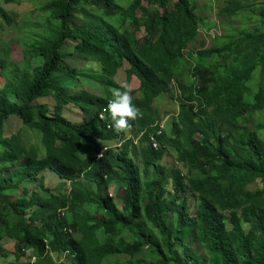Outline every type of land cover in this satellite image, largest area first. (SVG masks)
Wrapping results in <instances>:
<instances>
[{
  "label": "trees",
  "instance_id": "16d2710c",
  "mask_svg": "<svg viewBox=\"0 0 264 264\" xmlns=\"http://www.w3.org/2000/svg\"><path fill=\"white\" fill-rule=\"evenodd\" d=\"M46 1L43 12L59 26L53 38L57 45L28 46L25 66L11 75L10 58L0 56V84L6 81L0 85V133L14 116L43 133L45 150L41 156L20 132L4 139L0 170H16L9 169L0 181V252L2 242L12 239L16 252L27 257L12 264H65L55 262L63 255L67 264H106L109 257L133 260L143 251L156 257L152 264H200L188 243L195 238L208 264H264V141L259 136L264 124L251 125L252 115L264 109V31L239 32L223 44L188 53L201 24L196 0H134L127 9L116 0ZM227 1L218 13L221 20L250 7L243 0ZM84 6L96 7L119 24L71 28L69 22ZM262 6L259 15L264 20ZM0 16L11 23L2 8ZM128 20L130 28L123 29ZM75 55L99 65L104 97L65 90L61 76L79 78V70L66 62ZM36 60L42 65L33 67ZM122 70V85L127 84L142 112V118L130 121L135 142L115 131L109 113L104 121L98 118L112 99L110 90L119 87L115 80ZM257 70L261 84L247 101L248 83ZM9 75L16 78L9 80ZM134 79L137 89L130 88ZM170 86L180 96L167 136L162 129L157 133L152 105L159 95L169 93ZM48 97L56 101L54 113L47 105H37ZM70 105L80 109L79 123L63 116L62 110ZM150 134L159 143L157 149L148 140ZM88 137L120 144L107 147L99 158L97 148L95 157L82 159L81 143ZM167 145L181 153L178 160L183 166L204 171L185 181L180 168L159 162ZM150 168L152 177L146 176ZM46 170L71 182L70 189L56 192L44 187L31 193L23 188L18 199L7 201L3 192L13 193L20 184L37 181ZM166 176L170 191L164 185ZM81 177L95 190L75 185ZM15 179V185L9 184ZM258 180L261 189L248 188ZM112 181L122 188L120 208L107 193ZM187 190L197 196L195 217L188 209ZM84 206L90 212L81 211ZM166 211L175 214L172 226L165 224ZM124 231L131 234V241L124 238Z\"/></svg>",
  "mask_w": 264,
  "mask_h": 264
},
{
  "label": "rangeland",
  "instance_id": "374dc122",
  "mask_svg": "<svg viewBox=\"0 0 264 264\" xmlns=\"http://www.w3.org/2000/svg\"><path fill=\"white\" fill-rule=\"evenodd\" d=\"M7 0H0V8L4 9L11 23H8L0 16V56L3 58H10V75L13 71L18 73L25 66V52L30 49V45H47V44H56L55 33L58 30V24L49 19L48 15L43 12L44 7L46 6V0H12L11 3H7ZM134 0H116V3L121 7L127 9ZM246 5L250 7L247 10L239 12L234 18H222L218 17L219 11L223 9L228 3L227 0H196V15L201 19V24L199 28V37L198 39L189 45V48L186 50L188 53H195V51L208 48L213 45L223 44V41L231 39L234 35L239 32H249L259 29L260 32L264 31V20L259 15L260 10L263 8L264 1L261 0H243ZM140 16V14H137ZM104 22L119 24V21H111L106 17L101 10H98L96 7L84 6L78 12H76L69 22L70 27L74 26H98L105 28ZM124 28H130V20H128L124 25ZM133 29V28H132ZM143 30L141 29L138 32L139 35H142ZM219 37L217 40L216 38ZM224 37V38H223ZM71 43L69 44L67 53H71ZM66 62L71 64L73 67H76L79 70L78 81L76 79L65 78L61 76L59 79L65 85V90L71 92H87L93 95H98L104 97L106 91L102 87L104 85V79L98 74V67L96 63L92 61H87L85 59L79 58L76 55L68 57ZM33 67L42 65L41 60H36L32 62ZM14 68V69H13ZM8 76L7 79L13 80L16 76ZM261 75L257 70L253 78L249 81L248 86L250 87V94L245 96L247 101L252 100V94L257 90V87L261 84ZM125 81V72L122 70L120 76L115 80V84L119 87ZM6 81L1 82V86H5ZM102 85V86H101ZM107 86H109L107 84ZM138 81L134 79L130 83L131 89H137ZM169 93L159 95L153 101V109L156 113L157 124L160 129H162L166 135L171 134V122L175 118V115L178 111V103L176 97H179V92L174 89L173 86H170ZM67 91V92H69ZM136 95L138 93H135ZM47 105L51 113H54L56 108V101L53 97L43 98L37 101V105ZM36 105V104H35ZM139 107V103L136 104ZM63 116L71 120L73 123H78L82 118L80 109L74 106H67L62 110ZM253 122L251 125L255 128L258 124H264V109L257 111L252 115ZM22 133L24 135L25 141L29 146H36L41 156L44 155L45 150L43 148V133L35 128L33 125H24L16 117H10L6 122L3 131L0 133V153L3 151V142L5 137H8L14 133ZM133 137L131 131L127 132ZM130 136V137H131ZM200 134H196V137H199ZM259 136L264 141V130L259 132ZM135 138V136H134ZM90 142L88 138H84L81 143V148L79 155L80 157L86 158L88 150H91L89 146ZM91 144V143H90ZM92 145V144H91ZM88 149V150H87ZM181 153L177 150L176 147L166 146L165 153L160 159V163L164 164L167 167L177 166L182 172V176L187 180L188 176H197L204 171V168L200 169H188L183 166L182 163L178 160V156ZM134 160H139V153H135ZM11 172L14 168L9 167ZM9 169L0 170V181H3L9 175ZM19 173V169L17 170ZM165 175V173H163ZM153 168L147 170L146 176L152 177ZM42 179L40 181H26L20 184V188L14 191L13 193L3 192V195L7 201H14L21 196L23 188H30L31 191H39L44 187H47L56 192L68 191L70 187L67 184L68 182L61 180L58 176L51 170H46L41 174ZM21 179H19L20 181ZM18 182L15 179L12 182H9L11 185H15ZM43 183V184H42ZM6 185V184H5ZM45 185V186H44ZM164 185L167 188V191L171 190V180L166 176L164 180ZM71 186V185H70ZM87 187H93L94 185L85 184ZM261 182L258 180L248 186L251 190L261 189ZM121 187L117 185L116 182L112 181L108 185L107 193L112 196L120 208V196H121ZM188 209L192 217H195L197 210V196L190 190L186 191ZM88 206L81 208L83 212H90ZM10 211V210H8ZM10 219L15 221V217L11 212ZM164 221L166 225L172 226L175 222V214L166 211L163 213ZM144 228L143 220L138 221ZM228 227H231L228 224ZM73 234V233H72ZM123 236L126 240L131 241V234L128 231H124ZM188 243L194 248L197 254L200 256V264H208L206 261V253L204 248L198 243L195 238L188 240ZM14 240L7 239L2 242V252H0V264H12L18 261L25 260L27 257H21V254L16 252L14 248ZM63 255L61 261H56V256H53L55 262L69 263V259ZM156 261V257L147 252H142L138 254L133 260H129L125 256H112L106 259V264H152ZM34 262V259L31 258V263Z\"/></svg>",
  "mask_w": 264,
  "mask_h": 264
},
{
  "label": "clouds",
  "instance_id": "9594fccd",
  "mask_svg": "<svg viewBox=\"0 0 264 264\" xmlns=\"http://www.w3.org/2000/svg\"><path fill=\"white\" fill-rule=\"evenodd\" d=\"M99 67V65H96ZM112 99L108 102L105 111L109 113L113 121L116 132H126L131 130L130 121L142 118L141 110L134 105L131 91L127 84L118 88H112Z\"/></svg>",
  "mask_w": 264,
  "mask_h": 264
},
{
  "label": "crops",
  "instance_id": "0c3cea01",
  "mask_svg": "<svg viewBox=\"0 0 264 264\" xmlns=\"http://www.w3.org/2000/svg\"><path fill=\"white\" fill-rule=\"evenodd\" d=\"M81 119V118H80ZM79 121H81V120H79ZM79 123V122H78ZM132 133H134V127L132 126L131 127V130H130ZM127 132H129V131H126L125 132V137L126 138H129L131 135H127V134H129V133H127ZM134 134H133V139H134V142L136 141V138H134ZM88 141L92 144H88L89 146H91V150L89 151L88 149V153H87V157L86 158H83V159H91V158H93V157H95L96 156V149L97 148H99L100 149V152H99V154L97 155V157L99 158L100 156V154H102L103 153V151L107 148V147H118L119 146V141H115V140H113V141H105V140H98V139H95V138H93V137H88ZM80 156V155H79ZM80 158H82V157H80ZM44 173V172H43ZM42 177L43 176H39V179L37 180V181H40L41 179H42ZM36 182V181H35ZM43 184V183H42ZM69 186L68 187H70V185L72 184L71 182H68L67 183ZM85 184H90V185H94V184H92V183H90L89 181H87L86 179H84L83 177H81V178H79L76 182H75V185H77V186H79V187H81V188H83V189H89V190H95V185L93 186V187H87V186H85ZM45 186V185H44ZM27 189H29V191L31 192V193H33V192H35L36 190H33V191H31V189L30 188H27ZM52 191H54V190H52ZM65 192V191H64Z\"/></svg>",
  "mask_w": 264,
  "mask_h": 264
},
{
  "label": "built area",
  "instance_id": "2783aa9c",
  "mask_svg": "<svg viewBox=\"0 0 264 264\" xmlns=\"http://www.w3.org/2000/svg\"><path fill=\"white\" fill-rule=\"evenodd\" d=\"M191 79L193 80L194 77H192ZM106 113H107V112L105 111V109H102L101 112H100L99 115H98V118H99L100 120L104 121V120L106 119ZM109 127H110V126H109V124H108V125H107V128H109ZM159 129H160V128L157 129V133H160V130H159ZM148 140H149V142H150V144H151V146H152L153 148H155V149L158 148L159 143H158V141L156 140L154 134H150ZM99 156H101V154H100ZM32 258L34 259V262H35V257H32ZM34 262H33V263H34Z\"/></svg>",
  "mask_w": 264,
  "mask_h": 264
},
{
  "label": "bare ground",
  "instance_id": "6f19581e",
  "mask_svg": "<svg viewBox=\"0 0 264 264\" xmlns=\"http://www.w3.org/2000/svg\"><path fill=\"white\" fill-rule=\"evenodd\" d=\"M30 65V64H29ZM14 69V68H13ZM63 95V94H62ZM96 210V209H95ZM92 225V224H91Z\"/></svg>",
  "mask_w": 264,
  "mask_h": 264
}]
</instances>
